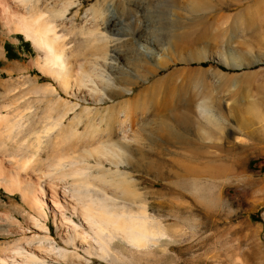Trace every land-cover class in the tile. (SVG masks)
<instances>
[{"label":"rangeland","instance_id":"rangeland-1","mask_svg":"<svg viewBox=\"0 0 264 264\" xmlns=\"http://www.w3.org/2000/svg\"><path fill=\"white\" fill-rule=\"evenodd\" d=\"M102 3L114 6L118 14L109 15V27L98 28L97 32L103 30L108 37L122 40L125 39L123 34H132L147 23L146 29L157 47L167 48L165 60L174 61L157 75L137 82L131 94L124 93V88L130 85L123 87L110 81L111 86L104 85L100 90L113 95L114 99L105 100L97 108L118 106L132 98L130 101L138 117L135 132L139 141L132 147L129 159L132 168L128 171L141 195L136 201L144 202L149 215L161 221L167 231V237L148 247L149 251L146 248L134 250L131 255L128 248L119 243L113 248L119 252L122 246L120 252L127 256L126 260L130 259L129 263L122 261L125 264H264V205H261L264 202V0H79L70 8V16L79 8L73 25H80L84 13ZM125 3L130 4V8L133 3H143L145 7L148 4L146 8L141 5L147 11L146 19L141 20L135 14L131 19L127 17L130 12L122 10ZM67 37L75 50H83L78 59L70 60L72 65L77 61L88 71L91 54L97 52L86 42L88 32L84 39L77 30L67 33ZM97 46L106 48V42L101 41ZM107 46L108 54L113 57L126 52L130 58L133 55L120 44L119 49L111 48L114 52L109 44ZM0 48V69L15 67L9 74H0V94L29 101L38 116L43 114L45 101H41L44 99L40 93L32 91L33 84L53 85L55 93L63 99L76 102L32 64L42 54L21 35L3 28L1 22ZM176 59L191 60L184 63ZM98 63L96 69L104 78H115L108 64L104 65L101 60ZM146 65L151 67L149 63ZM135 78L131 74L130 80ZM5 81L9 88L7 94ZM85 92L86 89L81 94ZM202 101H216L219 105L218 111L213 113L217 122L210 126L213 136L206 141H203L202 128L196 126L197 119L202 124L208 123L206 115L196 111ZM68 117L71 114L66 121ZM161 123L178 131L189 127L202 138L201 143H217L216 146L211 144L208 151L221 160L211 158L213 162L188 164L184 161L190 155L187 152L200 153V147L187 146L190 147H185L187 152L170 147L176 154L168 153L163 157L174 160L177 166L171 167L167 178H158L154 168L147 167L144 172V165L155 158L157 146L153 143L166 133ZM184 152L186 155L182 154ZM185 164L196 168L184 171ZM25 209L18 194L9 195L0 188V215L1 212L8 215V222H3L5 216H0V224L8 230V234L0 233V246L12 245L16 240L22 242L23 235L28 236L32 231ZM133 209L136 210L135 206ZM11 218L14 220L9 223ZM46 224L55 242L61 245L49 213ZM82 264L109 263L91 258Z\"/></svg>","mask_w":264,"mask_h":264},{"label":"bare ground","instance_id":"bare-ground-1","mask_svg":"<svg viewBox=\"0 0 264 264\" xmlns=\"http://www.w3.org/2000/svg\"><path fill=\"white\" fill-rule=\"evenodd\" d=\"M78 1L0 0L2 27L30 42L42 54L32 64L52 80L59 90L73 96L76 101L63 99L59 93H55L53 85L33 84L32 91L40 93L44 99L41 101H45L43 114L38 116L31 109L29 101L6 98L8 95L5 97L0 94V188L9 195H19L32 229L28 236L23 235L22 242L16 240L12 245L0 246V264H63L67 261L82 264L91 258L109 264H125L122 261L127 256L120 252L122 246L117 252V248H113L115 244H124L131 254L134 250L147 249L167 237L164 224L149 215L144 202L136 201L141 195L131 171H128L132 168L129 160L133 153L132 147L139 141L135 132L138 117L130 101L132 98L129 101L125 99L126 102L118 106H97L105 100L114 99L113 95L100 92L104 85H110L109 81L123 87L130 85L124 88V93L131 94L137 82L157 75L174 61L165 60L167 48L157 47L156 41L150 38L151 32L146 29L147 23L132 34H123L125 39L122 40L104 34L103 30L109 27V15L117 13L116 8L109 3H102L98 8L91 7L84 13L80 25H73L79 8L71 16L70 8L77 5ZM127 3L122 7L123 13L130 12L126 15L130 19L135 16L143 20L148 4L145 7L146 4L133 3L130 8ZM98 28L103 29L101 33L96 31ZM74 30L83 39L88 32L86 42H90L89 47L93 52L97 51L91 54L88 71L81 63L73 60L72 65L70 61L83 53L82 49L75 50L70 38L67 39V33L71 34ZM101 41L106 42V48L105 45L97 46ZM107 44L109 49H119L120 44L133 55L130 58L126 52L113 57L107 52ZM98 60L113 69L115 78L109 80V77L102 76L101 71L96 69L99 67ZM176 60L188 63L191 59ZM148 63L151 67H147ZM12 71V68L0 70L6 74ZM131 74L136 77L134 81L130 80ZM6 84L7 81L5 94L9 92ZM85 89L86 94H81ZM220 101L225 102V99ZM204 102L196 103V111L203 112L208 123L202 124L197 119L196 126L202 128L203 141H206L213 136L210 126L217 122L213 113L218 111L219 105L216 101ZM68 114L71 117L66 121ZM161 126L166 133L153 143L157 146L155 158L144 165V172L147 167L154 168L158 178H167L171 174V167L176 165L174 160L163 157L168 153L176 154L170 147L184 150L185 147H200V153L185 150L190 153L184 158L188 164L221 160L220 156L208 151L211 144H218L201 143L202 138L196 131H190L189 127H180L178 131L163 123ZM185 152L182 154L186 155ZM195 168L185 164L183 169L189 171ZM193 180L196 182V179ZM2 213L0 216H5V222L8 215ZM48 213L61 245L50 234L46 224ZM0 233L8 234L1 224Z\"/></svg>","mask_w":264,"mask_h":264},{"label":"crops","instance_id":"crops-1","mask_svg":"<svg viewBox=\"0 0 264 264\" xmlns=\"http://www.w3.org/2000/svg\"><path fill=\"white\" fill-rule=\"evenodd\" d=\"M7 68H11V67L6 66L5 69H7ZM3 69H4V68H3ZM12 69L15 70V67H12ZM0 70H2V69H0ZM0 74H2V72H0Z\"/></svg>","mask_w":264,"mask_h":264}]
</instances>
